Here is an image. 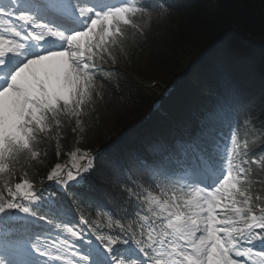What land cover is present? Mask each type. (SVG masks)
Wrapping results in <instances>:
<instances>
[{
	"label": "snow or ice",
	"instance_id": "snow-or-ice-1",
	"mask_svg": "<svg viewBox=\"0 0 264 264\" xmlns=\"http://www.w3.org/2000/svg\"><path fill=\"white\" fill-rule=\"evenodd\" d=\"M167 9L151 0H0V17L16 14L15 22L0 20V181L10 197L0 191V264H264V196L250 179L264 155L249 160L241 134L247 124L264 131V123L248 113L192 160L193 175L167 184L117 183L97 196L83 187L93 156L74 150L70 164H55L47 178L99 208L108 234L85 242L70 220H47L64 237L58 241L24 226L29 218L36 227L47 218L32 210L42 205L29 180L15 191L9 185L14 165L22 156L37 157L41 134L59 128L63 116L81 126L94 94L105 95L97 91V73L108 59L116 62L117 48L124 51L129 27L142 32L153 12L162 16ZM210 159L208 174L195 177ZM44 206L66 219L60 202Z\"/></svg>",
	"mask_w": 264,
	"mask_h": 264
},
{
	"label": "trees",
	"instance_id": "trees-1",
	"mask_svg": "<svg viewBox=\"0 0 264 264\" xmlns=\"http://www.w3.org/2000/svg\"><path fill=\"white\" fill-rule=\"evenodd\" d=\"M151 2L166 4L167 12L162 16L153 12L142 32L129 28L124 51L115 50L114 68L97 73V91L105 95L94 94L82 114L85 118H79L81 126L76 118H62L59 128L53 126L55 137L41 134L34 149L37 157L22 156L14 165L9 185L15 191V184L23 179L32 183L42 205H31L35 212L48 213L44 205L55 200L74 220L62 190L47 177L55 164L70 161L76 145L87 151L102 149L93 157L94 170L83 185L99 196L117 183L143 189L174 182L180 166L175 156L186 141L201 154L243 121L246 113L249 120L254 114L264 123V0ZM106 72H111L110 77ZM153 81L159 88L175 83L162 102L168 118L157 113L147 117L159 93L144 84ZM200 134L207 135L199 138ZM241 134L247 136L249 160L264 155V131L247 124ZM252 169L253 191L264 196V164H253ZM66 189L89 222L83 238L108 232L106 219L97 216L100 209L73 195V187ZM0 191L10 198L2 181ZM104 211L119 218L112 208ZM27 224L45 233L40 226Z\"/></svg>",
	"mask_w": 264,
	"mask_h": 264
},
{
	"label": "rangeland",
	"instance_id": "rangeland-1",
	"mask_svg": "<svg viewBox=\"0 0 264 264\" xmlns=\"http://www.w3.org/2000/svg\"><path fill=\"white\" fill-rule=\"evenodd\" d=\"M103 66H111V62H110V60L108 59L107 60V62L105 63V64H103ZM158 86V84H155L154 86H152V88H155V87H157ZM51 135H52V132H51ZM198 178V177H197ZM188 182H190V181H188ZM235 258V257H234ZM243 261H241V263H242Z\"/></svg>",
	"mask_w": 264,
	"mask_h": 264
}]
</instances>
